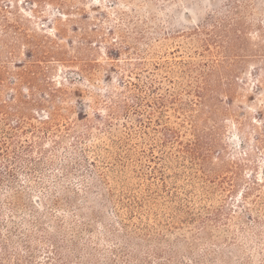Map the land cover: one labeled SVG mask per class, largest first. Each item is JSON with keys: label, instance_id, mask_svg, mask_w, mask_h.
Segmentation results:
<instances>
[{"label": "rangeland", "instance_id": "obj_1", "mask_svg": "<svg viewBox=\"0 0 264 264\" xmlns=\"http://www.w3.org/2000/svg\"><path fill=\"white\" fill-rule=\"evenodd\" d=\"M258 111L264 0H0V264H264Z\"/></svg>", "mask_w": 264, "mask_h": 264}, {"label": "trees", "instance_id": "obj_2", "mask_svg": "<svg viewBox=\"0 0 264 264\" xmlns=\"http://www.w3.org/2000/svg\"><path fill=\"white\" fill-rule=\"evenodd\" d=\"M155 88V87H154ZM168 101L167 98H163L162 96H160L159 99H157V102H155V104H159L161 106H164V104ZM151 106V105H150ZM258 115H259V118H262L264 117V111H258ZM49 117V116H48ZM108 201L109 202H112V198L109 196L108 197ZM122 204L125 205V203L123 202Z\"/></svg>", "mask_w": 264, "mask_h": 264}]
</instances>
